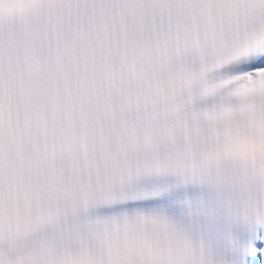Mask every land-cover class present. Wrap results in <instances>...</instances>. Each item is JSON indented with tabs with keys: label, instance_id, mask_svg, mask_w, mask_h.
Returning a JSON list of instances; mask_svg holds the SVG:
<instances>
[{
	"label": "snow or ice",
	"instance_id": "1",
	"mask_svg": "<svg viewBox=\"0 0 264 264\" xmlns=\"http://www.w3.org/2000/svg\"><path fill=\"white\" fill-rule=\"evenodd\" d=\"M0 264H264V0H0Z\"/></svg>",
	"mask_w": 264,
	"mask_h": 264
}]
</instances>
